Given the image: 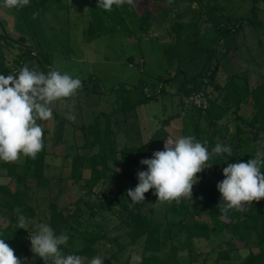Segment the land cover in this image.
Here are the masks:
<instances>
[{
    "label": "rangeland",
    "instance_id": "obj_1",
    "mask_svg": "<svg viewBox=\"0 0 264 264\" xmlns=\"http://www.w3.org/2000/svg\"><path fill=\"white\" fill-rule=\"evenodd\" d=\"M135 1V5L121 8L116 18H112L106 11L109 15L105 14V19L99 20L94 17L93 0H39V9L35 15L24 18L18 14L17 9L0 7V75L13 73L22 64L21 58L24 54V66L27 65L30 70L47 73L55 69L62 74L79 78L82 82V87L75 96L52 106L50 120L38 121L43 131L47 132L48 151L56 154L55 157L48 158L46 175L52 179L49 188L39 185L38 190L34 189L33 193L31 190L25 192L23 187L19 188L24 199L35 206L40 217L44 219L47 217L49 199L56 200L61 197L60 204L63 206L82 198L78 205L81 204L84 213L77 222L78 232L73 234L72 248L78 249L83 244V232L86 230L98 235L104 228L108 235L107 240L113 236H125L124 231L117 227L121 223L124 210L114 200V187L107 189L108 184H103L90 197H84L83 192L77 189L67 192V184L58 180L61 175L70 174L72 159L70 156L65 158V152L71 156L76 153H94L90 149L82 148L84 136L81 127L93 124L98 116L100 122L106 126L111 118L114 126L112 133L118 149L140 146L147 143L154 132H163L161 123L164 118L183 114L182 118L189 120L195 114L196 105L191 95L180 93L181 83L185 78L189 80L197 74L207 76L208 71L215 69L218 62L219 70L215 73V81L218 83L232 82L233 76V81L239 87L254 86L264 80V2L259 6L258 22L245 24L240 30L230 27L232 30L229 34L225 33V24L224 37L220 36L219 43H215L219 31L203 21L197 37L188 41L185 37L180 41L173 39L170 36L173 31L170 23L161 17L167 9L161 8L159 11L160 8L157 9L149 2L137 11L140 0ZM230 1L231 16L243 20L253 18V0ZM212 48L216 52L214 60L210 62L208 56ZM29 50L36 54H42L44 50L51 55V68L43 67L36 60L28 61L26 51ZM148 96L153 97L150 102L137 104ZM181 120L179 118L178 123H173L166 130L180 129L183 126ZM201 120L203 127L209 124ZM64 131L67 134L66 139L63 138ZM211 137L212 135H206L202 139L207 143ZM259 144L264 148V135L260 137ZM23 160L24 156H21L15 163L21 164ZM2 163L4 161H0V166ZM229 163L230 160L225 158L217 171L213 167L205 168L203 174L206 173L207 178L202 179L197 174L201 186L208 187L211 183L217 186L224 179L223 168ZM111 167L112 170L128 168L123 163L120 167L113 164ZM140 167L136 166L134 172L142 171L143 167ZM2 172L7 171L3 169ZM86 174L89 175L88 170ZM0 184H9L10 188H15L11 178L5 175L0 177ZM123 184L127 191L135 188L138 183L131 180L124 181ZM154 191L151 189L147 192L149 197L142 203L144 211L154 205ZM260 201L264 203V199ZM104 202H112V210L106 208ZM249 206H246L247 211L243 213L249 212ZM96 210L101 211L95 217L90 216ZM196 219L208 221V217L203 214ZM32 221L33 218L26 221V228L31 227ZM226 223V220L213 222L219 228H224ZM97 226L102 227L100 229ZM35 229L37 226L33 230L36 231ZM229 239H232V233L225 229L210 241L195 239L192 252L209 254L213 247ZM26 240L27 237L24 238ZM235 241L239 244L237 239ZM98 249L104 258L115 255L117 250L109 241L100 243ZM145 249L157 251L152 244ZM183 249L178 253V261L190 264V251ZM143 251V243L134 249L130 245L118 261L113 260L110 264H141ZM238 254L240 257L237 256L238 259L230 264L243 263L247 252L242 250ZM204 255L192 264H202ZM209 255L213 261L216 255ZM86 260L84 259V264Z\"/></svg>",
    "mask_w": 264,
    "mask_h": 264
},
{
    "label": "trees",
    "instance_id": "obj_2",
    "mask_svg": "<svg viewBox=\"0 0 264 264\" xmlns=\"http://www.w3.org/2000/svg\"><path fill=\"white\" fill-rule=\"evenodd\" d=\"M93 2L96 20L105 19V14L116 18L121 8L129 7L127 3L119 7L113 5L112 10L107 11L109 13L107 14L103 8L97 7V0H93ZM134 2L136 1L133 0V5H135ZM149 2H152L157 9L160 8L159 11L161 8L167 9L165 13L161 14V17L170 23L171 31L173 30L170 36L173 39L180 41L185 37V40L188 41L197 37L200 34V25L203 21V23L213 25L219 31L218 37L214 40L215 43H219L221 37L225 35L223 29L225 24L227 27L225 33L229 34L232 29L240 30L245 24L251 25L258 22L259 6L264 0H253L251 8L253 18L249 20L234 18L230 15V6L232 5L230 0H140L136 10L140 11V8L144 5L147 6ZM38 6L39 0H29V4L17 9V12L23 18L32 16L39 9ZM210 50L208 59L212 62L216 49ZM26 52L28 61L36 60L43 67L51 68V55L44 50L42 54H36L33 50ZM22 55V64H19L13 73H18L24 66L26 59L24 60V54ZM218 70L219 63L217 62L215 69H210L207 76L197 74L189 80L187 78L183 80L180 93L191 95V98L201 96L205 100V105L198 106L194 102L196 105L195 114L190 116L189 120L182 118L183 114L164 118L161 123L163 132L159 133L160 130L154 132L147 143L118 149L115 135L112 133L114 126L111 118L105 126L100 122L98 116L93 124L81 127L84 136L82 148L90 149L94 153L92 155L89 152L76 153L72 156L67 152L64 153L65 158L70 156L72 159L70 174L61 175L58 178L60 182L67 184L66 191L77 189L83 192L84 197H90L103 184H108L107 189L114 187L116 189L114 200L124 210V215H121V223L117 227L124 231L123 235L125 236H113L107 240L106 230L101 229L102 226H97L101 229V233L95 235L86 230L83 232V244L78 249L72 248L73 234L78 232L77 222L84 213L81 204L78 205L82 198L63 206L60 204L61 197L56 200L49 199L46 219L41 218L36 207L24 199L19 188L23 187L25 192L31 190L33 193L39 185L49 188L52 181L46 175V168L49 165V156L55 157L56 154L48 151L47 132L43 131L44 148L38 153L36 159L24 157L21 164L4 162L0 166V177L8 176L15 184L14 189L10 188L9 184H0V221L2 222L0 223V239H4L5 243L14 250L22 264H44L42 259L32 253L30 240L24 241V238H28L35 226H37L35 230H38V225L46 222L57 235L64 233L69 236L67 245L61 246L63 253L65 255H80L87 259L85 264H89L90 260L97 255L104 258L98 245L107 241L113 243L117 250L114 252L115 255L104 258V264H110L113 260L118 261L130 245L134 249L142 243L144 251L141 264H180L178 253L182 248L190 251L188 256H190V264H192L199 260L198 257L204 255L202 252H192L193 241L195 239L210 241L212 237L225 229L232 233V239L213 247L210 253L216 255L215 259L211 261L210 253L206 254L202 264H230L238 259L237 256L240 257L238 253H241L242 250L247 252L242 264H264V203L261 201H253L249 206V212L243 213L232 209L228 213L222 214L217 208L221 194L216 184L211 183L210 186L203 187L199 182L193 186L192 199L184 198L179 202L172 201V204L168 202L156 203L157 197L154 196L152 199L154 205L146 212L142 203L148 199V193H145L144 202L132 204L123 184L124 181L131 180L138 183L137 173L140 170L134 172V168L141 166L140 168L143 167L142 171H146L147 166L142 165L140 161L152 158L154 152L164 149L168 138L175 136L191 135L195 137L196 141L204 143L210 153L208 164L215 171L221 167V161L225 158H228L230 163H235L247 162L249 159L255 158L258 152L264 156V148H261L259 144L260 137L264 135V80L254 86L239 87L233 81L235 77L233 76L232 82L222 84L215 81V73ZM7 75L5 74V76ZM152 98L148 96L137 104L148 103ZM179 118L182 119L183 125L180 129L166 130L173 123H178ZM201 119L209 124L203 127ZM65 135L67 136L66 131H64V139H66ZM206 135H212L211 140L207 143L202 139ZM217 143L230 145L233 149L232 155L213 154L212 149ZM122 163L128 168L112 170L111 164L120 167ZM3 169H6L7 172H2ZM87 170L89 175L86 174ZM203 171L198 173L202 179L208 177L206 173L203 174ZM261 171H264V165L261 166ZM104 205L112 210V202H104ZM98 211L100 213L101 210L92 211L90 216L95 217L99 214ZM202 214L208 217V221L196 219ZM20 215H23L26 221L33 218L34 221L30 224L31 229L26 228V231L17 228ZM35 218L38 219L35 220ZM224 220L227 221L224 228L213 224V222ZM124 238L125 240H123ZM150 244L155 245L157 251L145 249Z\"/></svg>",
    "mask_w": 264,
    "mask_h": 264
},
{
    "label": "clouds",
    "instance_id": "obj_3",
    "mask_svg": "<svg viewBox=\"0 0 264 264\" xmlns=\"http://www.w3.org/2000/svg\"><path fill=\"white\" fill-rule=\"evenodd\" d=\"M125 3L132 5L133 0H97V7L111 11L113 5L119 7ZM28 4L29 0H0V7L6 9H19ZM81 87L79 78L55 69L44 73L25 65L18 73L0 75V161L16 162L21 156L36 159L44 148L43 128L38 121L50 120L52 106L66 102ZM232 152L230 145L220 143L212 149L216 155L231 156ZM209 159L207 147L194 136L168 138L163 150L140 161L147 170L138 171V184L127 190V196L132 204L142 203L145 193L154 189L156 203L192 199L193 186L199 182L197 174L210 167ZM262 165L264 156L258 152L247 162L229 163L223 168L224 179L217 184L221 194L217 208L222 214L232 209L245 212L247 205L264 199ZM17 228L26 230L23 215L18 217ZM28 239L32 253L44 264H84L80 255L63 253L61 246L67 245L69 236L57 235L46 223L38 225V230L31 232ZM0 264H22L4 239H0ZM89 264H104V258L97 255Z\"/></svg>",
    "mask_w": 264,
    "mask_h": 264
},
{
    "label": "built area",
    "instance_id": "obj_4",
    "mask_svg": "<svg viewBox=\"0 0 264 264\" xmlns=\"http://www.w3.org/2000/svg\"><path fill=\"white\" fill-rule=\"evenodd\" d=\"M193 100H195L198 106H202L203 104H205V100L201 96L194 97Z\"/></svg>",
    "mask_w": 264,
    "mask_h": 264
}]
</instances>
